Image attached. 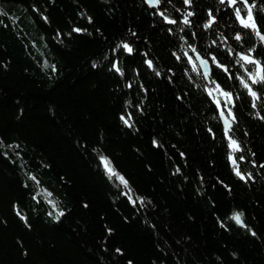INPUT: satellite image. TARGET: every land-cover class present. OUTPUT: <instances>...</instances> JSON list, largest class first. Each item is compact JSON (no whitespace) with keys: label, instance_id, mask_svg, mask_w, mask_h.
Segmentation results:
<instances>
[{"label":"trees","instance_id":"trees-1","mask_svg":"<svg viewBox=\"0 0 264 264\" xmlns=\"http://www.w3.org/2000/svg\"><path fill=\"white\" fill-rule=\"evenodd\" d=\"M237 7L0 0V264H264V83L240 59L264 46Z\"/></svg>","mask_w":264,"mask_h":264},{"label":"snow or ice","instance_id":"snow-or-ice-1","mask_svg":"<svg viewBox=\"0 0 264 264\" xmlns=\"http://www.w3.org/2000/svg\"><path fill=\"white\" fill-rule=\"evenodd\" d=\"M147 2L149 3L150 6L155 7L156 5H158L161 2V0H147ZM191 2H192V0H184L185 4H191ZM220 2L224 3V0H220ZM227 2L230 5H236L237 0H227ZM242 2L244 4V7L247 9V17L246 18L242 17L241 16V12H242L243 9L237 7V8H235V15H236L237 20H239L240 24L244 28L251 29L256 34V36L259 38L260 41H264V35H262L261 32L259 31V29L257 28L256 22H255V20L253 18L252 9L255 7V4H249L248 0H242ZM161 15H163V13H161ZM192 15H193L192 12H187L185 14L184 19H183V23L185 25H188L190 23L188 17H190ZM209 17H210V19L208 20V22L204 24V28H206V29L209 28L212 25V23L214 22V19H215L212 16L211 12L209 13ZM164 19L170 24L176 23V21L168 19L167 16H164ZM74 31L79 32L80 29H74ZM235 39L237 41H239L241 39V36L238 34V35H236ZM118 47H120V46L118 45ZM122 47L128 53H131L133 51V49L127 43H124L122 45ZM193 51H195V49H193ZM185 54H187V53H185ZM197 58L199 59V57H197ZM178 59H179V57H178ZM240 59L243 60L247 64L256 65L255 72L254 73H249V77H248L249 79H251L252 84L264 83V75L261 74L262 71H264V69L261 68L260 62L252 59L250 56H241ZM189 62L191 63V57H189ZM213 62H215V57H213ZM147 63L149 65V67L152 66V62L151 61H147ZM201 65L205 67V76H207V67H206L207 62L201 60ZM45 66L47 67V65H45ZM114 67H115V65H114ZM52 68H53V71H54L55 70V66H52ZM192 70L196 71L195 66H193ZM117 71H119L118 68H117ZM241 84L243 85L244 88H246L248 90V93H249L250 96H252L254 99L258 98L257 97V93L255 91H253L252 88L250 87V85L247 82H245L243 79H241ZM216 87H217V90H219V85H217ZM209 95H211V91L209 92ZM221 95L230 97L229 93L223 92V91H221ZM216 103H217V106L219 107V101H216ZM255 106H256L255 103H253V107H255ZM229 114H231V113H229ZM223 115H224V113L221 112V116H223ZM121 119L124 121L125 124H129V121L127 119H125L123 116L121 117ZM229 127H230V125H229L228 121L225 120V135H227ZM228 146H229L230 149H232V152H236V151L240 150L239 145L237 144V142L235 140L229 139V145ZM228 158H229V160L232 161L233 165L236 164V161L233 159L231 153L229 154ZM100 161H101V163H102V165H103V167L105 169V172L108 175L109 179H111L112 177H115L126 188L128 187L127 180H125V178L123 176L119 175L114 170V168H112L111 162L106 157H103V156L100 157ZM234 171H235V174L238 177H240L241 179L244 178L241 175V173L239 172V170L234 168ZM32 179L35 180V177H32ZM46 194L48 196H51V193H46ZM129 200L130 201L132 200L131 196H129ZM133 203H134V201H133ZM61 215H62V213H61ZM231 219H233L236 222V224L244 226L243 225V221H242V213L233 214Z\"/></svg>","mask_w":264,"mask_h":264},{"label":"water","instance_id":"water-1","mask_svg":"<svg viewBox=\"0 0 264 264\" xmlns=\"http://www.w3.org/2000/svg\"><path fill=\"white\" fill-rule=\"evenodd\" d=\"M144 1L149 5V3L147 2V0H144ZM149 6H150V5H149ZM151 7H153V6H151ZM257 38H258V37H257ZM258 40H259V38H258ZM259 41H260V40H259ZM260 43L264 46V41H260ZM197 57H199V59H198ZM194 59H195V62H196V64H197V67H198L199 71H200L201 74L204 76V78L207 80V76H205V67L201 65V60L207 62V65H206V67H207V75L209 74V63H208V61H207L206 59L200 57L197 53H194ZM221 112H223V111H221V110L218 111V117H219V119H220V122H221V125H222V127H223V130L225 131V120L228 121L229 125H230V121H229V119L226 117L225 114H224L223 116H221ZM223 113H224V112H223ZM235 223H236V222H235ZM237 225H238V224H237ZM239 226H240V225H239Z\"/></svg>","mask_w":264,"mask_h":264}]
</instances>
